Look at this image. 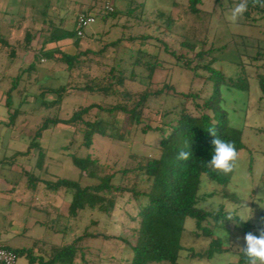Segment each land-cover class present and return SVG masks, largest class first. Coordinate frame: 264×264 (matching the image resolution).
<instances>
[{
  "label": "rangeland",
  "instance_id": "374dc122",
  "mask_svg": "<svg viewBox=\"0 0 264 264\" xmlns=\"http://www.w3.org/2000/svg\"><path fill=\"white\" fill-rule=\"evenodd\" d=\"M107 1L6 0L0 5V38L8 39L12 46L17 47L16 60L8 56L6 47L0 48V239L4 241V245L13 250L31 249L38 256L43 246L71 244L88 227L90 232L101 236L106 234L109 239L100 237L85 241V264H125L120 259L131 257L123 254L127 247L116 239L122 237L134 241L131 230L136 225L129 216L135 208L134 204L129 203V194L125 193L119 199L113 219L108 220L97 215L99 212L86 210L81 212L79 220H71L66 217L72 193H50L42 181L36 183L30 176L33 174L39 180L46 181H79L80 171L73 163V155L82 158L90 155L101 166L107 167L106 172L110 166L118 171L131 169L136 166V161L129 156H154V148L161 139L160 132L152 131L145 135L142 127L150 124L153 128L167 130L163 122L170 119H164L162 115L180 102L171 93L152 99L145 110L141 127L134 125L126 114L111 115L110 121L115 119L120 129L119 139L111 140L98 135L90 150L82 146L83 136L76 133L73 127L64 124L51 126L40 141L41 149L46 154L42 166L39 151L28 152V146L44 119L56 114L61 119H68L78 106L103 101L99 95L87 96L76 89H70L71 95L65 99L60 110L44 107L41 100L36 101L43 86L58 88L67 84L69 78L65 66L47 60L38 63L35 72L23 71L34 59L30 52L32 48L41 50V41L35 42L37 45L31 46V50L26 49V31L35 30L37 25L40 30L44 28L42 33L45 35L74 33L77 27L73 22L77 21L76 18L81 12H91L98 16L96 22L85 30L81 49L91 48L99 52L105 43L117 39L122 41L118 49L110 47L105 54L97 57L99 63L93 65V76L100 75L97 68L102 67L103 63L122 64L125 74L130 75L136 56L143 62L158 58L166 68L158 69L151 80V88L158 90L163 84L172 83L178 92H188L193 84L194 91L204 89L207 93L209 86H204L202 79L196 78L193 81L191 71L172 64L176 60L164 50L158 38L163 39L171 50L180 49L184 35L199 42L207 37L210 44L227 47L223 52L217 53L221 58L218 67H222L227 75L245 76L250 85L248 91L223 88L224 108L229 112L232 123L244 131L243 141L247 149L238 153L235 174L229 185L220 186L209 181L207 175L202 177V192L206 195L215 194L214 197L204 200L202 207L211 211L224 208L231 215L245 220L244 222H251L253 232L264 230V110L259 102L261 91L258 83V75L264 71V61L255 60L257 54L264 51V20L256 14L252 25L244 14L237 23H231L227 17L239 0H202L198 15L190 13L187 0H138L146 4L143 16H140V12H135L133 16L127 15L131 7L130 0H114L118 17L112 16L104 21L101 16ZM159 12L170 14L176 19L174 32L166 35L162 33L164 27L163 22L157 18ZM45 29L51 30L50 33ZM141 36L149 37L142 43ZM38 38L41 40V34ZM72 42L69 40L68 43H56L54 47L47 46V49L63 48V51L72 52ZM67 46L70 48H66ZM201 46L200 44L197 51ZM140 50L141 54H138ZM22 72V80L17 81L16 78ZM136 72V80L128 79L127 82L128 89L135 92L145 87L142 83H148V77H145L147 68L138 67ZM11 87H14L11 112L20 111L12 126L7 124L10 114L6 106L7 93ZM53 98L49 95L46 100L51 101ZM18 153L25 154L17 155ZM128 175L117 173L115 184L131 185L135 177L133 174ZM84 182L93 183L89 180ZM233 194H236L237 201L232 200ZM54 208L58 210L52 211ZM48 209L51 210L50 215ZM92 213L93 217L90 216ZM59 215H62L61 221ZM91 220H96L97 225H90ZM186 227L187 240H184V244L198 250L207 246L204 240L202 243H194L189 232L195 227L193 220L188 219ZM227 227V231H219L227 253L216 256L212 261L189 259L188 253H183L180 264H240L241 248L245 244L243 237L247 232L233 223ZM19 264H28V257L20 256Z\"/></svg>",
  "mask_w": 264,
  "mask_h": 264
},
{
  "label": "trees",
  "instance_id": "16d2710c",
  "mask_svg": "<svg viewBox=\"0 0 264 264\" xmlns=\"http://www.w3.org/2000/svg\"><path fill=\"white\" fill-rule=\"evenodd\" d=\"M111 1L114 2V0H108L106 3ZM130 1L131 7L127 15L133 16L135 12H140V16H143L146 9L145 2ZM187 1L190 13L200 14L199 6L202 4V0ZM106 3L101 19L106 21L112 16L118 17L119 13L116 8L113 12L106 10ZM85 13L91 14V12ZM256 14L260 16L261 20H264V8L250 5L245 16L252 22V25L255 22L254 15L256 16ZM157 18L163 22L164 31L162 33L164 35L174 32L175 18L165 12H159ZM43 31L44 28L42 31L33 29L26 31V49H31V46L37 41H41L42 47L41 50L34 53L33 61L23 71L32 73L37 71L36 66L41 61H53L54 64L61 63L66 67L69 81L58 88L43 86L36 96V101L41 100V105L44 107H54L60 110L65 99L71 95L69 94L70 89H76L87 96L99 95L103 102L78 106L68 119H61L58 114L44 119L41 126L34 132L33 140L28 146V152L39 151L42 166H44L46 154L41 149L40 141L51 126L64 124L73 127L76 133H81L83 136L82 146L90 150L98 135L111 140L119 139L120 129L115 119L110 121L111 115L126 114L134 125L141 127L144 123L145 110L152 99H159L170 93L180 99L179 104L174 105L162 115L164 119H170L163 122L167 126V130L160 127L153 128L150 124H145L142 127V132L145 135L152 131L160 132L161 139L154 148L156 150L154 156H139L137 154L129 156L136 161L135 167L118 171L110 166L106 172L105 168L107 167L101 166L90 155L84 158L73 155V163L80 171L79 181L39 180L30 174L34 182L42 181L45 189L50 193L57 194L61 191L72 193L67 219L79 220L81 212L86 210L99 212L97 215L108 220L113 219L119 199L125 193L129 194V203L134 204L135 208L129 216L136 225L131 230L134 241L128 238H116L127 247L123 254L131 256L120 259H123L122 262L124 261L125 264H180L183 253H188L189 259L212 261L216 256L227 253L224 239L219 235V231H227V226L231 223L244 229L247 233L251 232L257 236L260 234V232L252 231L251 222L241 221L237 215H232L234 217L232 221L227 220L231 214L224 208L211 211L202 207V202L204 203L206 199L215 196V194L206 195L205 192H202V177L207 175L209 181L220 186H227L235 174V168L232 173L225 175L208 166V161L214 150L212 144L214 137L210 135L208 129L214 128L218 138L234 143L238 153L247 149L243 141L244 131L232 123L229 112L224 108L223 88L248 91L250 85L245 76H230L222 67H218L221 58L217 53L226 50V46L217 47L210 44L207 37L199 42L184 35L180 42V49L171 50L163 39L158 38L164 50L176 60L172 64L191 71L193 81L200 78L204 81V86H209L207 93L204 89L194 91L193 84L188 92H178L172 83H165L158 90L151 88L150 83L155 73L159 68H166L158 58L143 62L139 56H136L135 62L131 65L130 75L125 74V69L121 67L122 64L103 63L102 67L97 68L99 70L97 73L100 75L93 76V65L99 63L96 60L97 57L105 54L110 47L118 49L122 43L121 39L105 43L103 48L96 52L91 48L81 49V40L85 34L81 37L78 36L77 29L74 33L67 32L58 36L51 34V30H46L50 33L49 35H45L42 33ZM40 34L41 40L38 38ZM148 37L141 36L142 43H145ZM64 40L73 41L75 53L56 48L47 49L48 45ZM200 44L202 45L201 49L197 51ZM0 46V48L6 47L5 51L8 56L12 60H16V46H12L6 38H0ZM33 49L36 51L35 48ZM138 54H141V50L138 51ZM255 60L264 61V51L259 52ZM138 67L147 68L148 72L145 77H148V83L144 84L143 80H139L145 87L135 92L128 89L127 82L128 79L136 80V68ZM24 72L16 78L17 81L22 80L21 76ZM258 83L261 91L259 102L263 105L264 110V71L258 75ZM13 89L14 87L10 88L6 98V106L10 114L7 124L10 126L15 123L20 112L19 110L11 112ZM49 95L54 97L53 100H46ZM106 102L107 105H105ZM181 151H191L192 155L186 161L178 160L177 156ZM19 154L25 153L17 155ZM117 173H121L122 176L133 174L135 177L133 183L128 186L116 185L114 180ZM85 180L93 181V183L84 184ZM231 198L237 201L236 194H233ZM55 210L58 209L54 208L52 211L55 212ZM48 212L50 215L51 210L48 209ZM92 215L94 213L90 216ZM59 217L61 221L62 215ZM188 219L195 222V227L189 231L194 243H202V240L207 242V246L201 250L184 244L185 234L188 231L186 227ZM97 223L96 220H91L90 225H97ZM100 237L104 240L109 239L106 234L103 236L94 234L88 227H85L84 233L77 236L71 244L43 246L38 256L31 249L13 250L6 245L1 246L15 251L19 257H28V264H85V241ZM240 255L242 257L240 264H247L243 251Z\"/></svg>",
  "mask_w": 264,
  "mask_h": 264
},
{
  "label": "clouds",
  "instance_id": "9594fccd",
  "mask_svg": "<svg viewBox=\"0 0 264 264\" xmlns=\"http://www.w3.org/2000/svg\"><path fill=\"white\" fill-rule=\"evenodd\" d=\"M250 5L252 7L264 8V0H239L231 9L227 19L231 23H237L243 18ZM208 132L214 137L212 140L214 150L211 159L208 161V166L225 175L232 173L239 155L235 144L218 138L214 128H209ZM191 155V151H181L177 159L186 161ZM233 219L234 217L232 215L227 217L229 221ZM241 221L245 220L241 219ZM243 239L245 244L241 249L247 259V264H264V230H262L258 236L249 232L245 234Z\"/></svg>",
  "mask_w": 264,
  "mask_h": 264
},
{
  "label": "built area",
  "instance_id": "2783aa9c",
  "mask_svg": "<svg viewBox=\"0 0 264 264\" xmlns=\"http://www.w3.org/2000/svg\"><path fill=\"white\" fill-rule=\"evenodd\" d=\"M108 12H113L115 10V3L113 1L106 3L105 6ZM96 22V16L93 14H86L81 12L77 16L76 29L78 36H84L85 30ZM0 264H19L18 254L8 248L0 245Z\"/></svg>",
  "mask_w": 264,
  "mask_h": 264
},
{
  "label": "crops",
  "instance_id": "0c3cea01",
  "mask_svg": "<svg viewBox=\"0 0 264 264\" xmlns=\"http://www.w3.org/2000/svg\"><path fill=\"white\" fill-rule=\"evenodd\" d=\"M6 0H0V5H3V3L5 2ZM77 19V18H76ZM73 24L76 26V21L75 22H73ZM38 26H39V24H38ZM35 30H39L40 31V29H39V27H37V25H36V27H35ZM43 30V29H42ZM41 30V31H42ZM72 41V40H71ZM62 43H68L69 42V40H64V41H61ZM61 42H59V43H61ZM73 43V42H72ZM34 45H37V44H33L32 45V47L34 46ZM70 45V44H69ZM48 46H51V47H54L55 45L54 44H50V45H48ZM42 47V46H41ZM71 47H73L72 49V52H69V53H75V48H74V45L72 44V46ZM66 48H70V46H67ZM36 49V48H35ZM65 49V48H64ZM31 50V49H30ZM62 50H63V48H62ZM33 51V52H32ZM32 51H30L32 54H33V56H34V53L35 52H37V51H34V49L32 48ZM0 245H4V241H2L1 239H0ZM196 260H199V259H196Z\"/></svg>",
  "mask_w": 264,
  "mask_h": 264
}]
</instances>
